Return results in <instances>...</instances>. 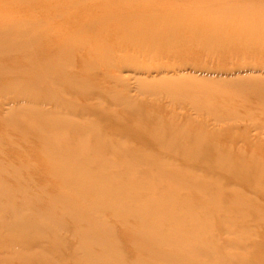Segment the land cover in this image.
I'll return each instance as SVG.
<instances>
[{
  "label": "rangeland",
  "instance_id": "374dc122",
  "mask_svg": "<svg viewBox=\"0 0 264 264\" xmlns=\"http://www.w3.org/2000/svg\"><path fill=\"white\" fill-rule=\"evenodd\" d=\"M218 6L230 7V14L228 13L224 19L227 22L230 17L232 28L245 25V30L243 32L234 30L230 38L217 39L213 43H203L204 35L198 33L188 37L189 44L186 47L176 45L184 38L177 33V27L185 21L194 26L219 24L220 18L216 14L209 17L195 13L203 7ZM263 6L264 0H0V32L21 28V25L27 23H40L43 25L36 30L37 33L55 34V37L46 38V42L53 46L68 43L67 50L62 54L43 45H34L31 49L35 51L37 58L30 61H25L21 54L7 55L9 45L18 46L21 43L10 41L5 45L7 47L0 51L2 60L0 64L10 69V75L0 80V154L4 155V168L8 169L4 180L11 183L13 175L18 173L32 184L34 182L44 184L48 190L51 188L47 182L62 186L60 179H52L53 160L42 154L38 135L23 133L40 127L39 124L46 125L43 121L49 119L52 121L55 103L50 98L42 100L41 93H34L31 99H28L29 92L28 96L17 94L13 88L21 81V76L13 69L17 68L18 72L24 71L29 64L40 62L43 57L54 58L46 65H51L56 58H64L72 62L68 67L70 72L89 80L91 86L102 91L101 94L91 95L78 91L64 93L65 98L73 105L87 107L84 112L83 110L65 112L73 114L75 120L85 117L90 126L95 125L108 131L104 144L123 145L132 152L141 150L148 154L168 155L169 150L165 144L149 145L140 140L142 135L148 133L146 131L155 130L167 122H173L186 129L192 139L205 138L206 145L202 146L211 153L210 158L203 159L198 164L189 162L188 166L200 168L202 171L197 174L200 178L211 179L219 176L222 181L231 182L241 193L233 194L232 190H222L220 187L208 192L203 188L188 189L184 181H177L172 185L173 193L169 194L166 201L172 202L174 198H181L190 202L188 209L194 210L198 209L199 204L212 202L227 216L245 214L243 224L255 228L251 245L256 244V240L258 242L264 239V182L254 178L260 174L264 175V19L259 16ZM242 7L259 10L256 19L243 20ZM166 8L172 12L184 10L186 15L183 20L172 18L169 21H159L160 24L168 23L174 26L175 32L163 40L156 41L153 35L140 38L139 44H142L143 40L155 41L157 51L144 52L142 46L137 47V43L124 41L117 32L105 33L114 20L143 18L146 13L158 14L161 9ZM221 26L212 31L213 35L218 36L222 33ZM29 33H32L30 37H35L34 32ZM102 33L104 44L98 45L99 42L97 44L95 42ZM74 36H78L81 41L77 47L73 45L71 39ZM166 39L168 41L166 45L179 48L172 49L166 46L160 49L161 45H165L163 43ZM110 41H121V46L116 47ZM215 48L221 50L215 51ZM106 57L110 60L105 61ZM152 57H159L160 61L153 63L150 61ZM148 60L151 64L147 63ZM132 62L134 63L131 64ZM173 74L192 77L208 84H219L230 92L236 89L232 83L244 82V86H249L252 81H257L258 88L245 99H235L229 94L215 95L216 98H213L212 102L201 105L192 99L176 96L166 89L168 88L166 79ZM6 89L8 91H5ZM41 100L42 103H39ZM131 103L138 105V112H130ZM41 105L46 107L42 108ZM145 115L159 119L161 123L144 125ZM43 128L48 133H59V127L55 124L50 128ZM78 130H84V127L79 126ZM189 141L190 139L183 140L177 152H183ZM75 147L86 151L93 147V139L85 145L79 144ZM219 151L227 152L229 157L236 156L240 161L256 159L260 162L249 164L247 169L238 170L232 176L227 172V168L218 169L210 165L212 153ZM108 153L102 150L103 155ZM168 158L177 157L170 155ZM144 159L139 158L138 161L134 158L122 159L117 155L112 158L111 167L121 172L122 180L127 183L137 179V185L145 187L142 192L146 196L150 183V176H147L153 175L155 170L138 164ZM47 165H50L49 168ZM86 168L100 170L104 167L91 163ZM169 185L170 183L163 181L156 187L155 192L161 193V190ZM180 191L182 195L177 194ZM243 197L250 201L246 209L238 205ZM113 216L114 213L111 211L102 214L104 219L114 221L112 225L115 228L124 223V220L115 216L114 219ZM127 224L131 228L125 231L131 233L143 226L138 222ZM212 229L217 233L213 242L217 247L227 246L233 238L232 234L223 231L222 223H216ZM140 254L148 255L149 250H141ZM261 254H264V247L256 253H249L248 259L260 261ZM4 264L13 263L8 258L4 260Z\"/></svg>",
  "mask_w": 264,
  "mask_h": 264
},
{
  "label": "bare ground",
  "instance_id": "6f19581e",
  "mask_svg": "<svg viewBox=\"0 0 264 264\" xmlns=\"http://www.w3.org/2000/svg\"><path fill=\"white\" fill-rule=\"evenodd\" d=\"M149 3L152 4L151 1ZM230 11V7L224 6L196 10V14L204 16L216 14L220 18V23L194 26L185 21L177 27V33L184 38L176 45L186 47L189 44L188 37L198 33L204 35L203 43H213L217 39L230 38L234 30L243 32L245 25L232 28L230 17L227 22L224 19ZM258 11L252 7H242L241 17L243 20H255ZM185 15L184 10L172 12L167 8L161 9L160 13H146L143 18L114 20L105 33L117 32L124 41L137 43V47L142 46L144 52L151 53L158 49L155 41L143 40V43L139 44L140 38L153 35L156 41L163 40L175 32L174 26L168 23L160 24L159 21H169L172 18L183 20ZM259 16L264 19V6L259 11ZM42 25L27 23L21 25V28L0 32V51L11 41L21 44L9 45L7 55L21 54L25 61L37 58L35 51L31 49L34 45L46 46L58 54L65 52L68 43L53 46L46 42L49 36L55 37L54 33L36 32ZM219 26L223 28L222 33L220 36L213 35L212 31ZM28 31L34 32L35 37H30L32 33ZM102 35L103 33L99 34L96 44L98 42V45L104 44ZM71 39L75 47L81 44L78 36ZM110 42L116 47L121 46V41ZM167 43V39L164 40L165 45H161L160 49L166 46L172 49L179 48L166 45ZM52 59L54 58L43 57L41 63L33 62L26 70L20 72L14 68L13 71L20 74L21 81L16 83L13 90L20 96L29 92L28 99H31L34 93H41L42 100L50 98L54 101L52 121H49L50 119L43 121L46 125L39 124L40 127L23 133L38 135L42 154L53 160L52 179H60L62 186L47 182L51 188L48 190L44 184L39 182L32 184L18 173L13 175L9 183L4 180L8 169L4 168V155L0 154V264H4V260L8 258L13 264H264V254L260 255V261L248 259L249 253H256L264 247V239L258 242L256 240V244L251 245L255 228L243 224L245 214L227 216L212 202L199 204L198 209L194 210L188 209L190 202L181 198H174L172 202L166 201L173 191L172 185L177 181H184L188 189L203 188L208 192L220 187L222 190H232L233 194L241 193L231 182L222 181L219 176L211 179L200 178L197 174L202 170L188 166L189 162L198 164L203 159L210 158L211 153L202 146L206 145L205 138L192 139L186 129L173 122H167L155 130L146 131L148 133L142 135L140 140L149 145L165 144L169 150L168 155L148 154L141 150L132 152L123 145L104 144L108 131L95 125L90 126L85 117L75 120L73 114H68L65 110L84 112L87 107L73 105L64 96V93L77 91L89 95L101 94L102 91L91 86L89 80L70 72L68 67L72 65L71 61L56 58L51 65H46ZM150 59L153 63L160 61L159 57ZM104 60L109 61L110 58L106 57ZM9 70L0 64V80L10 75ZM173 76L166 79L168 86L166 89L176 96L192 99L201 105L212 102L213 98H216L215 95L229 94L235 99H245L258 88L257 81H252L249 86H244V82L232 83L236 89L230 92L219 84H208L206 81H197L183 75ZM42 100L39 103H42ZM138 111V105L131 103L130 112ZM143 120L144 125L161 123V120L147 115L143 116ZM54 124L59 127V133H48L42 129L50 128ZM79 126L84 127V130H78ZM91 139L92 148L86 151L75 149V145H85ZM185 139L190 141L184 151L177 152L180 143ZM102 150L109 153L103 155ZM212 154L210 165L218 169L227 168V172L232 176L238 170H245L249 164L260 162L256 159L240 161L236 156L229 157L227 152L219 151ZM117 155L122 159L134 158L136 161L145 158L146 160L138 164L154 168L155 173L147 176H150V183L146 196L142 192L145 187L137 185V179L127 183L122 180V173L111 167L112 158ZM170 155L177 158H168ZM64 161H66L64 164H60ZM91 163L100 164L104 168L89 170L86 166ZM49 166L47 165V168ZM262 175L254 178L264 182ZM163 181L170 185L161 190V193L160 191L156 193V187ZM63 188L67 190L62 191ZM181 192L177 194L182 195ZM249 202L247 197H243L238 205L246 209ZM105 211L113 212L114 216L124 220V223L115 228L112 225L114 221L102 217ZM129 222L142 223L143 226L138 231L126 232V229L131 228L127 224ZM216 223H222L223 231L233 235L229 244L223 248L213 243L217 233L213 232L212 228ZM141 250H149V254L141 256Z\"/></svg>",
  "mask_w": 264,
  "mask_h": 264
}]
</instances>
